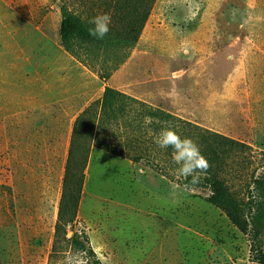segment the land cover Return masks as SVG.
Instances as JSON below:
<instances>
[{"label":"rangeland","instance_id":"374dc122","mask_svg":"<svg viewBox=\"0 0 264 264\" xmlns=\"http://www.w3.org/2000/svg\"><path fill=\"white\" fill-rule=\"evenodd\" d=\"M60 5L0 0V264H90L65 242L51 252L72 125L105 86L244 143L223 177L246 201L264 171V0H154L150 34L146 20L108 78L60 45ZM149 151L90 150L66 237L85 232L102 264H252L250 235Z\"/></svg>","mask_w":264,"mask_h":264},{"label":"trees","instance_id":"16d2710c","mask_svg":"<svg viewBox=\"0 0 264 264\" xmlns=\"http://www.w3.org/2000/svg\"><path fill=\"white\" fill-rule=\"evenodd\" d=\"M153 2L61 0L60 45L76 60L98 71L99 76L108 78L136 44ZM76 5H81L80 11ZM82 8H87L86 12ZM103 13L111 16V24L110 31L101 40L89 35L88 29L92 25L88 21ZM148 128L152 129L150 136L147 135ZM164 128H170L182 139L190 138L198 145L209 167L201 174L200 182L191 188L208 190L206 201L223 212L237 230L250 235L251 263L264 264V250L259 243L264 230V171L253 178L246 201L230 189L223 177L229 154L242 151L244 143L199 127L110 86L104 87L99 101L90 103L74 119L51 254L55 251L56 242H65L71 249L90 257V264H102L90 247L85 232L73 231L70 237H66V227L76 217L90 150H104L138 163L150 159L151 146L155 147L154 156H166L170 165L177 167L172 159L173 150L170 147L159 148L151 137ZM178 180L185 187L190 185L191 177L187 180L179 177Z\"/></svg>","mask_w":264,"mask_h":264},{"label":"clouds","instance_id":"9594fccd","mask_svg":"<svg viewBox=\"0 0 264 264\" xmlns=\"http://www.w3.org/2000/svg\"><path fill=\"white\" fill-rule=\"evenodd\" d=\"M88 23L92 25L88 29L89 35L102 40L110 31L111 16L107 13L99 14L91 18ZM154 143L161 149L170 147L173 150V163L178 165L175 169V174L186 180L191 177L190 185L185 187H189V190H191V187L200 182L201 174L207 171L209 164L201 154L198 145L192 139H182L176 131L164 128L156 135ZM67 264H72L70 258Z\"/></svg>","mask_w":264,"mask_h":264},{"label":"crops","instance_id":"0c3cea01","mask_svg":"<svg viewBox=\"0 0 264 264\" xmlns=\"http://www.w3.org/2000/svg\"><path fill=\"white\" fill-rule=\"evenodd\" d=\"M152 9V8H151ZM150 21V20H149ZM148 20H147V24H145V30H146V32H147V35H149L150 34V22H149ZM149 22V23H148ZM148 24H149V27H148Z\"/></svg>","mask_w":264,"mask_h":264}]
</instances>
